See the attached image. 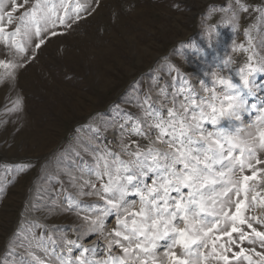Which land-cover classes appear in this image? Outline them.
Instances as JSON below:
<instances>
[{
    "label": "rangeland",
    "instance_id": "obj_1",
    "mask_svg": "<svg viewBox=\"0 0 264 264\" xmlns=\"http://www.w3.org/2000/svg\"><path fill=\"white\" fill-rule=\"evenodd\" d=\"M0 264H264V0H0Z\"/></svg>",
    "mask_w": 264,
    "mask_h": 264
}]
</instances>
